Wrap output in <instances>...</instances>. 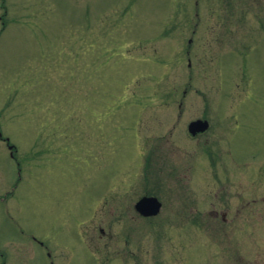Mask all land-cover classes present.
Returning <instances> with one entry per match:
<instances>
[{"label": "rangeland", "instance_id": "rangeland-1", "mask_svg": "<svg viewBox=\"0 0 264 264\" xmlns=\"http://www.w3.org/2000/svg\"><path fill=\"white\" fill-rule=\"evenodd\" d=\"M0 132L7 264H264V0H0Z\"/></svg>", "mask_w": 264, "mask_h": 264}, {"label": "flooded vegetation", "instance_id": "flooded-vegetation-1", "mask_svg": "<svg viewBox=\"0 0 264 264\" xmlns=\"http://www.w3.org/2000/svg\"><path fill=\"white\" fill-rule=\"evenodd\" d=\"M197 119H200V118H197ZM210 127H211V125H210V122H209V128ZM209 128H208V130H209ZM187 129H188V126H187ZM198 134H200V133H196L195 135H190V136L197 137ZM0 137H1V132H0ZM9 148L11 149L10 146H9ZM16 190H17L16 186H14V188H12L10 190H6V192L7 193L8 192L13 193ZM144 196H155V195H144ZM229 198L231 199V197H229ZM258 201H261V200H258L256 197H251V196H246L243 199L241 198V196H238V197H236V200H234V201H232V200H227L226 201V198H225V199H221L219 201V202H221V205L219 206V208H221V209H219V210L213 209V210H210V211L215 216L221 217V220L223 222H227L229 220L230 213H232V211H231L232 206L229 203L241 204L240 206H243V207H246V206L251 207V205L256 204ZM161 203H162V206H161V209H162L163 208V202L161 201ZM135 204H134V209H135ZM240 206L239 205L238 206L234 205L233 208L236 209L233 212L234 214H239L240 213V209H241ZM139 215L141 217H143V218H148V217H144L141 214H139ZM233 217L235 218V216H233ZM21 233H23V232H21ZM37 234L39 235V233L30 232L29 236L26 237V239H28V240L31 239L32 242L30 244L26 243L24 245L26 247V251L25 252L28 251L30 256L36 261L37 264H61V258H60L61 255L57 254V253H54V251L55 250L62 251L63 250L62 246L64 247V244L60 241V239H57V241L53 240V244H52V242L51 243H47L46 240H44V238H45L44 236L42 238H39V236H37ZM52 238L54 239V237H52ZM22 255L21 256L10 255L11 256V260H9L8 263H10V264H25L24 261H23ZM8 257H9V254L7 252H5V251L2 252V249L0 247V264H7Z\"/></svg>", "mask_w": 264, "mask_h": 264}, {"label": "water", "instance_id": "water-1", "mask_svg": "<svg viewBox=\"0 0 264 264\" xmlns=\"http://www.w3.org/2000/svg\"><path fill=\"white\" fill-rule=\"evenodd\" d=\"M209 127V122L203 119L192 121L189 125V131L192 134L203 132ZM162 203L155 196H143L135 204V209L144 216H154L160 212Z\"/></svg>", "mask_w": 264, "mask_h": 264}]
</instances>
